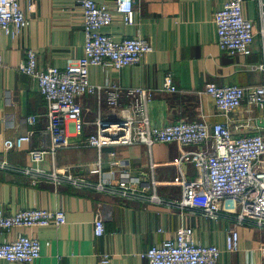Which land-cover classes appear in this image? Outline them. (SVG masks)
<instances>
[{
  "label": "crops",
  "instance_id": "1",
  "mask_svg": "<svg viewBox=\"0 0 264 264\" xmlns=\"http://www.w3.org/2000/svg\"><path fill=\"white\" fill-rule=\"evenodd\" d=\"M97 2L113 0H96ZM226 0H135L134 23L124 24L119 16L101 27V31L119 40L124 36H142L151 40L153 49L146 52L138 63L121 68L100 65L89 66L88 79L102 84L113 81L124 86H145L154 94L148 103L150 121L164 125L179 120L214 123L226 121L236 133L259 130L264 133V106L257 107L243 102L224 113L211 95L204 91L208 82L249 85L263 80V73L251 70L246 64L258 62L263 57L261 36L256 34L248 55L229 54L219 49L214 11ZM28 18L21 32L14 36L9 29L0 38V137H12L32 130L31 141L18 149L1 150L0 154L15 164L30 163L28 149L32 146L52 145L48 130L46 103L39 92L34 77L16 69L25 49L36 50L39 68L64 67L68 58L82 53L85 40L82 28V9L79 0H19ZM242 12L259 24L256 0H247ZM171 71L176 92L162 89L163 75ZM82 107L85 123L76 135L67 124V134L73 140L83 138L96 129L93 122L100 113L103 119L111 117L103 102L96 95L77 97ZM125 98H122V105ZM123 111H118L120 115ZM34 114L33 123L27 121ZM194 149L196 145L183 146ZM181 147L175 141H156L145 144H118L94 146L71 144L56 146L40 162L50 169L53 165H70L77 174H90L89 165L101 161L105 179L116 182L129 176L147 179L149 161L161 163L155 168L158 181L171 180L181 173L187 178L198 175L199 169L192 162H184L180 172L172 163ZM111 151L114 153L111 154ZM115 160L117 163L112 164ZM157 193L168 199L181 195L178 185L159 184ZM228 211H236L239 204L226 199L219 203ZM24 207L47 209L61 208L65 222L44 226H22L0 234V240L18 233L36 237L40 242V256L30 263L0 259V264H147L140 252L174 235L179 224L189 225L193 237L202 243H214L220 249L218 264H264L259 248L264 246V229L236 224L231 217L212 219L198 211H190L157 202L142 203L92 190L76 189L69 185L54 187L50 183H30L20 173L0 169V210L6 213ZM106 215V233L95 236L93 220L96 209ZM239 232V248L225 249L228 230ZM110 251L106 263H101L99 253Z\"/></svg>",
  "mask_w": 264,
  "mask_h": 264
},
{
  "label": "built area",
  "instance_id": "2",
  "mask_svg": "<svg viewBox=\"0 0 264 264\" xmlns=\"http://www.w3.org/2000/svg\"><path fill=\"white\" fill-rule=\"evenodd\" d=\"M247 0H226L214 11L217 31V45L229 54L248 55L251 42L259 34L263 43V57L258 62L248 63L246 67L263 73L259 83L240 85L236 83H206L204 91L211 95L216 106L227 113L243 102L257 107L264 106V0H256L259 24L242 12ZM135 0H79L82 9V28L85 35L82 53L68 58L64 67L48 66L39 68L36 50L25 49L24 56L15 67L20 72L34 77L37 87L46 103L48 130L52 135V145L32 146L28 149L30 163L15 164L0 154V169L25 175L30 183H50L54 187L69 185L76 189L92 190L135 200L142 203L157 202L166 205L198 211L212 219L231 217L236 224L251 225L264 229V133L259 130L236 133L228 122L179 120L164 125L152 123L148 114V103L154 91L145 86H120L113 81L102 84L91 83L88 79L90 65L121 68L138 63L142 56L153 49L150 39L142 36H124L119 40L102 32L103 25L109 24L119 16L124 24L134 23ZM28 23L19 0H0V38L12 28L17 36ZM0 54V68L2 67ZM162 89L176 92L171 71L163 75ZM94 94L99 104L105 103L111 117L103 119L98 113L93 121L96 129L87 136L73 140L67 134L69 123L78 135L83 124L82 107L77 97ZM122 98L125 104L122 105ZM123 111L120 115L118 111ZM36 119L34 114L27 117L29 123ZM32 130L15 136L0 137V151L18 149L24 142L31 141ZM177 142L179 156L172 161L181 171L184 162H192L199 169L194 178L182 173L171 180L158 181L155 168L161 164L149 161L147 179L129 176L116 182L105 179L101 172V161L89 165L91 178L77 174L70 165H53L50 169L40 162L47 152L56 146L81 144L94 146L100 150L104 146L140 143L150 147L154 142ZM196 145L194 149L183 146ZM114 152L111 151V154ZM112 164L117 161L112 160ZM159 184L178 185L181 195L176 199L160 196L156 191ZM230 199L239 204L236 211L224 210L219 203ZM106 215L98 208L93 220L95 236L106 233ZM65 222L61 208L24 207L13 213L0 210V234L22 226H44ZM225 249L236 251L239 248V232L231 227L225 239ZM264 259V246L259 248ZM147 264H218L219 247L214 243H202L194 239L189 225L179 224L171 237L163 238L140 252ZM40 256V242L36 237L18 233L14 237L0 240V259L30 263ZM110 251L99 253L101 263H106Z\"/></svg>",
  "mask_w": 264,
  "mask_h": 264
}]
</instances>
